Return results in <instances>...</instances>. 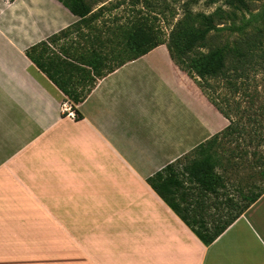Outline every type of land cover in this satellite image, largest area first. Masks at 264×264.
<instances>
[{"label":"crops","instance_id":"obj_1","mask_svg":"<svg viewBox=\"0 0 264 264\" xmlns=\"http://www.w3.org/2000/svg\"><path fill=\"white\" fill-rule=\"evenodd\" d=\"M78 20L0 0V264H264V193L205 246L147 183L227 124L165 45L122 65L113 48L78 104L26 57Z\"/></svg>","mask_w":264,"mask_h":264},{"label":"trees","instance_id":"obj_2","mask_svg":"<svg viewBox=\"0 0 264 264\" xmlns=\"http://www.w3.org/2000/svg\"><path fill=\"white\" fill-rule=\"evenodd\" d=\"M58 1L79 20L45 41L29 47L25 55L68 100L78 104L94 86V77H102L119 66V63L114 66L105 63L113 58V48L116 55V47L115 45L112 47V52L105 51L102 43L92 38L89 40L86 35L82 38L78 36L84 42L82 44L73 41L70 42L73 45L68 46L64 43L58 47L56 44L59 40L62 38L67 40L70 30L74 32L73 28L90 14V9L80 0ZM202 22L201 27L192 31H179L177 28L172 31L168 44L165 45L169 57L197 88L211 89L208 80L212 79L223 80L228 84L226 86L228 89L235 90L236 86L232 83L234 80H230V76H233L226 70V54L223 49H210L206 53L199 51L205 48L213 29L211 16L203 17ZM151 40L144 33L135 31L134 35L127 37L123 45L119 42L121 50L116 60L119 58L122 65L125 61L137 59L156 46L163 45L142 48L143 42L149 43ZM52 44L55 51L50 47ZM109 44L111 45L112 42L109 41ZM237 57L241 58L243 54L238 53ZM207 100L228 121V125L190 153L166 165L147 179L152 190L205 246L210 245L264 193V188H259L256 191L242 193L239 200L225 196L226 175L224 174L227 168L256 166L259 171L255 173L264 180V159L258 157L247 161L244 156H247V153L253 155L254 151L238 152L237 146L240 143L231 148L229 159L223 155L228 152L223 147L224 141L227 142V138L240 132L234 127L226 111L217 105L213 98L209 97ZM71 109L75 112L73 105ZM75 116L78 118V115ZM252 134L249 133L247 144L254 139ZM254 134L259 138L263 135L256 131ZM229 141L233 142L231 139ZM240 154H244V158ZM231 157L234 160L239 158L240 161L232 162Z\"/></svg>","mask_w":264,"mask_h":264},{"label":"rangeland","instance_id":"obj_3","mask_svg":"<svg viewBox=\"0 0 264 264\" xmlns=\"http://www.w3.org/2000/svg\"><path fill=\"white\" fill-rule=\"evenodd\" d=\"M4 1L10 5L15 2ZM80 1L90 9V14L73 28L74 32L70 30L67 40L62 38L56 45L60 47L66 43L70 46L73 41L82 44L84 42L78 36L82 38L86 35L89 40L92 38L102 43L105 51L112 52L115 45L118 57L121 50L119 42L123 45L127 37L134 35L135 31L152 39L149 43L143 42L142 48L157 44L167 45L170 34L176 28L179 31H192L202 26L203 17L211 16L213 29L205 48L199 51L206 53L210 49H223L226 54V70L233 76H230V80H234L232 83L236 88L230 90L225 81L212 79L208 80L211 89L198 88L206 99L213 98L215 103L226 111L234 127L240 132L227 138V142L224 141L223 147L228 152L223 155L229 159L231 148L240 143L237 146L238 152L254 151L253 155L240 154L246 157L247 161L258 157L264 159V0ZM15 10L25 13L22 5L17 6ZM109 41L112 42L111 45ZM238 53L243 54V57L238 58ZM77 91L81 92L80 89ZM202 119H206L204 111ZM254 131L263 135L259 138ZM249 133H253L254 139L247 144ZM230 139L233 142L230 143ZM230 160L240 161L239 158L234 160L232 157ZM256 171H259L256 166L227 168L224 174L225 196L239 200L242 193L264 188V180L255 173ZM8 216L10 219H44L52 218L53 213L10 212Z\"/></svg>","mask_w":264,"mask_h":264},{"label":"built area","instance_id":"obj_4","mask_svg":"<svg viewBox=\"0 0 264 264\" xmlns=\"http://www.w3.org/2000/svg\"><path fill=\"white\" fill-rule=\"evenodd\" d=\"M62 110H63V112H66V113L68 112L69 115L74 114V111L71 109V105H69L67 102L62 104ZM73 116H75V115H73Z\"/></svg>","mask_w":264,"mask_h":264}]
</instances>
